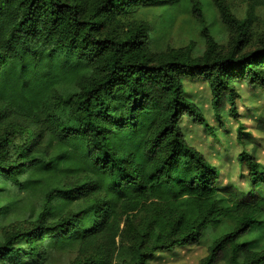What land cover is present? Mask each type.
I'll return each mask as SVG.
<instances>
[{
	"label": "trees",
	"instance_id": "16d2710c",
	"mask_svg": "<svg viewBox=\"0 0 264 264\" xmlns=\"http://www.w3.org/2000/svg\"><path fill=\"white\" fill-rule=\"evenodd\" d=\"M215 2L237 32L227 52L198 0H0V211L21 193L41 195L27 228L0 242V264H44L63 251L77 252L72 264H148L201 245L205 228L225 221L233 230L198 264H264V245L240 242L264 215V167L243 151L250 189L219 188L182 124L189 117L213 131L186 81L205 82L212 108L229 104L235 120V83L264 88V37L245 52L250 24ZM151 4L191 11L204 54L154 49L148 25L132 19ZM61 103L72 126L53 114ZM237 133L245 145L241 123Z\"/></svg>",
	"mask_w": 264,
	"mask_h": 264
},
{
	"label": "rangeland",
	"instance_id": "374dc122",
	"mask_svg": "<svg viewBox=\"0 0 264 264\" xmlns=\"http://www.w3.org/2000/svg\"><path fill=\"white\" fill-rule=\"evenodd\" d=\"M198 1L203 5L207 28L214 36L221 52H227L237 32L224 22L215 0ZM223 1L235 18L250 24L244 51L258 50L260 39L264 37V0ZM132 19L143 21L148 25L149 34L153 39V48L156 50L166 51L170 48L191 46L192 54L201 56L207 49L201 33L202 23L193 16L191 11L179 9L172 16L164 10V7L151 4L138 10ZM185 87L187 94L201 108L213 130L211 132L204 125L194 124L189 117H185L182 124L188 142L217 168L219 188L231 187L242 192L248 191L250 189L248 171L240 164L238 156L243 151L253 153L264 167V88L250 87L243 82L235 83L234 87L239 95L236 98L238 119L235 120L229 117V104L225 105L220 114L212 108V95L205 82L186 81ZM62 106L63 103L60 104L59 109L53 111V114L59 124L72 126L75 118L69 114L67 107ZM238 123L242 124L245 145L237 139ZM19 142L20 137L16 140L17 144ZM258 193L264 196V185ZM40 197L38 193L34 195L21 193L18 197V205L11 208L7 215L5 210L0 211V242L14 232L27 228L30 207L41 205ZM220 199L224 206H230L223 193L220 194ZM6 203L1 201L0 206L7 205ZM232 230L233 224L230 221H225L218 227L209 226L204 230L201 245L176 248L162 253L159 258L150 259L148 264H198L199 260L207 255L208 247L214 240ZM240 242L253 250L259 251L263 248L264 215L260 216L259 224L242 237ZM76 258L75 251L54 252L44 264H72Z\"/></svg>",
	"mask_w": 264,
	"mask_h": 264
}]
</instances>
